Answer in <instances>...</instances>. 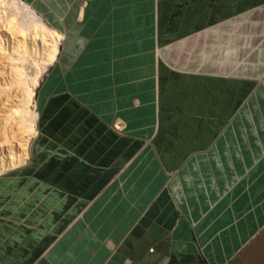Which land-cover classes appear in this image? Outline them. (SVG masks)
<instances>
[{"label": "crops", "instance_id": "obj_1", "mask_svg": "<svg viewBox=\"0 0 264 264\" xmlns=\"http://www.w3.org/2000/svg\"><path fill=\"white\" fill-rule=\"evenodd\" d=\"M25 1L62 38L0 264H264V0Z\"/></svg>", "mask_w": 264, "mask_h": 264}, {"label": "bare ground", "instance_id": "obj_2", "mask_svg": "<svg viewBox=\"0 0 264 264\" xmlns=\"http://www.w3.org/2000/svg\"><path fill=\"white\" fill-rule=\"evenodd\" d=\"M45 25L43 19L38 16L30 5L20 0H0V38L1 35L3 34L4 36L5 33V36L8 37L9 42L13 45L10 48L13 49L14 47L12 54L9 56L10 59H8V56L5 57L7 61L6 65L8 66L7 69L9 70L10 82L8 84V89L4 92L1 91V95L13 92L17 96H20L21 99L22 96H26L27 102L31 101L35 93L34 88L39 83L38 80L40 75L38 72V59L40 56L36 57V53L39 54L41 49L50 50V56L47 60L52 62L58 53L62 38L58 32L50 37L49 32L45 28L47 25ZM1 45H4V43ZM1 45L0 47L4 49ZM8 46L10 45L8 44ZM2 56L4 58L5 55H3L0 48V58ZM42 59L41 57V60ZM30 83L33 84L32 90L28 89ZM14 100L16 101L18 99L14 97ZM18 106L19 105L15 106V108H11L4 116V120L0 118V127L7 132L13 129H22V127L27 131V137L24 139V143H17L21 147L18 149L20 152L17 154V158H15V156L12 157L11 161L7 163V168L21 164L25 160L28 154L27 146L32 135L31 132L34 130L33 124L28 123L25 107L23 106L18 110ZM1 167L3 168V166Z\"/></svg>", "mask_w": 264, "mask_h": 264}, {"label": "rangeland", "instance_id": "obj_3", "mask_svg": "<svg viewBox=\"0 0 264 264\" xmlns=\"http://www.w3.org/2000/svg\"><path fill=\"white\" fill-rule=\"evenodd\" d=\"M20 1L30 5V7L32 9H34V7L30 3L26 2L25 0H20ZM34 11H35V9H34ZM35 12L38 14V16L40 18H42V16L37 11H35ZM43 21L47 25V26L45 25L46 27L45 26L44 27L49 32L50 37L52 35L56 34V32H58L57 30L53 29L49 24H47L44 19H43ZM60 36H61V34H60ZM3 43H4V45H1ZM6 43H7V45H6ZM8 44L10 46H8ZM0 45L3 46L4 49H2V47H0V48H1L2 52H3V55H5L4 58H3V56L0 58V71H1V73H0V96H1L0 97V112H1L0 113V118H3V120H4L5 119L4 116L9 112V110L11 108H15V106L19 105L18 106V110H20L24 106L26 111H27L28 123L29 124H33V128L35 130L36 129V123H37V110H36V107H35V98H36L37 89H38L39 84L41 83L44 75L46 74L49 66L54 61L53 60L51 62V61L47 60L48 57L50 56V50L41 49L39 51V54L36 53V55H37L36 57L40 56L39 59H38V72L40 74L39 75V80H38L39 83L34 88L35 89L34 90L35 93L32 96L31 101L27 102V97L26 96L25 97L22 96V99H21L20 96H17L13 92L5 94V95L4 94L1 95V91L4 92L5 90L8 89V87H9L8 84L10 82L9 70L7 69L8 66L6 65L7 61L5 60L6 59L5 57L8 56V59H10L9 56L12 54L14 47H13V49L10 48L13 45H11V43L8 40V37L5 36V33H4V36H3V34L1 35ZM14 46H16V45H14ZM59 46H60V44H59ZM5 49H6V51H5ZM58 50H59V48H58ZM42 51H44V52H42ZM8 53H10V54H8ZM41 57L43 58L42 60H41ZM32 85L33 84L30 83L28 85V89L32 90L33 89ZM14 97L17 98L18 100L15 101ZM22 129H24V128L22 127ZM22 129H17V130L13 129V130L7 132L5 129L0 127V170H1L0 173L4 172L6 170H10L11 168H13V167H8L7 168V163L11 161L12 157L15 156V158H17V154H19V152H20V150H18V149L21 148L17 143L23 144L24 143V139L27 137V135H26L27 131L25 129L24 130H22ZM34 130H32V132H31L32 135L30 137V141H29L28 146H27V152H28L29 147H30L32 136L35 133ZM18 165H20V164H17L16 166H18ZM1 166H3V168ZM16 166L14 165V167H16Z\"/></svg>", "mask_w": 264, "mask_h": 264}, {"label": "built area", "instance_id": "obj_4", "mask_svg": "<svg viewBox=\"0 0 264 264\" xmlns=\"http://www.w3.org/2000/svg\"><path fill=\"white\" fill-rule=\"evenodd\" d=\"M115 126H116V128H117L118 130H121V129H122V126H121V125H119V124H117V123H116V125H115Z\"/></svg>", "mask_w": 264, "mask_h": 264}]
</instances>
